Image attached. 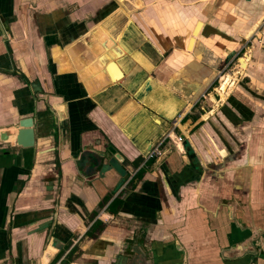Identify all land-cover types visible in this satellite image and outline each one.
Instances as JSON below:
<instances>
[{
  "label": "crops",
  "instance_id": "crops-1",
  "mask_svg": "<svg viewBox=\"0 0 264 264\" xmlns=\"http://www.w3.org/2000/svg\"><path fill=\"white\" fill-rule=\"evenodd\" d=\"M0 24V264H264V0H0Z\"/></svg>",
  "mask_w": 264,
  "mask_h": 264
},
{
  "label": "water",
  "instance_id": "water-1",
  "mask_svg": "<svg viewBox=\"0 0 264 264\" xmlns=\"http://www.w3.org/2000/svg\"><path fill=\"white\" fill-rule=\"evenodd\" d=\"M0 35L2 37V39H5V34L3 32V29L1 27L0 24ZM49 111V110H48ZM54 112V109L50 108L49 113ZM56 113V118L60 119L63 117V112L62 109H58L55 111ZM34 121L33 118H23L19 121H17L16 126H15V130H14V135H15V145L22 147V148H32L33 147V136H34ZM7 141L6 138V134L4 132V134H0V142L5 143ZM109 155H114V158L119 160V156L115 155L114 150L111 147H108L106 150V154L105 156L108 157ZM242 240L246 241L245 239ZM255 242V237H252V245H254ZM259 250V249H257ZM255 252L253 253L252 256V261L254 260H264V254L263 256L261 255V253L259 251H256V248H253V250L251 252ZM238 255V254H237Z\"/></svg>",
  "mask_w": 264,
  "mask_h": 264
},
{
  "label": "bare ground",
  "instance_id": "bare-ground-1",
  "mask_svg": "<svg viewBox=\"0 0 264 264\" xmlns=\"http://www.w3.org/2000/svg\"><path fill=\"white\" fill-rule=\"evenodd\" d=\"M240 68L244 69L245 68V61L241 60L240 61ZM234 78V76L229 77V79L222 84V86L220 87V89L218 90V94H219V101H223L225 96L228 94V92L230 91L231 87H232V83H230V78ZM218 96V95H217Z\"/></svg>",
  "mask_w": 264,
  "mask_h": 264
},
{
  "label": "trees",
  "instance_id": "trees-1",
  "mask_svg": "<svg viewBox=\"0 0 264 264\" xmlns=\"http://www.w3.org/2000/svg\"><path fill=\"white\" fill-rule=\"evenodd\" d=\"M138 163H139V160L138 161L136 160L133 163V165H137ZM142 173H143L142 170H138L137 171V173L134 176V180L131 181V185H134L140 179ZM111 204H112L111 206H113V205H119V201L118 200H114V202H112ZM110 207L107 208V211H110L111 210Z\"/></svg>",
  "mask_w": 264,
  "mask_h": 264
},
{
  "label": "built area",
  "instance_id": "built-area-1",
  "mask_svg": "<svg viewBox=\"0 0 264 264\" xmlns=\"http://www.w3.org/2000/svg\"><path fill=\"white\" fill-rule=\"evenodd\" d=\"M219 98V97H218ZM158 153V150H157V148H155V149H153L152 151H151V153L149 154V156H152L153 154H157Z\"/></svg>",
  "mask_w": 264,
  "mask_h": 264
},
{
  "label": "rangeland",
  "instance_id": "rangeland-1",
  "mask_svg": "<svg viewBox=\"0 0 264 264\" xmlns=\"http://www.w3.org/2000/svg\"><path fill=\"white\" fill-rule=\"evenodd\" d=\"M238 69V68H237ZM240 70H243L242 68H240ZM235 76V75H234Z\"/></svg>",
  "mask_w": 264,
  "mask_h": 264
}]
</instances>
